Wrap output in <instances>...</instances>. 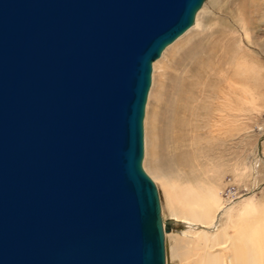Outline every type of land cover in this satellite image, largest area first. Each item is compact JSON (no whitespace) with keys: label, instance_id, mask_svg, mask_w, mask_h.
Instances as JSON below:
<instances>
[{"label":"water","instance_id":"obj_1","mask_svg":"<svg viewBox=\"0 0 264 264\" xmlns=\"http://www.w3.org/2000/svg\"><path fill=\"white\" fill-rule=\"evenodd\" d=\"M204 1L0 0V264H164L144 103Z\"/></svg>","mask_w":264,"mask_h":264},{"label":"rangeland","instance_id":"obj_2","mask_svg":"<svg viewBox=\"0 0 264 264\" xmlns=\"http://www.w3.org/2000/svg\"><path fill=\"white\" fill-rule=\"evenodd\" d=\"M200 8L196 18L197 24L195 21V25L167 47L161 57L153 63L150 89L142 118L141 168L149 175L147 176L159 193L164 219L174 217L172 210L166 206L163 189L158 181L163 178V174L161 171L158 174L154 160L161 144L168 147L164 136L168 133L166 122L169 104L175 97L172 88L176 80L191 79L186 74L187 65H180V61H184L183 55L187 51L191 52L190 59H193V62L204 60L208 53L205 47L214 41L228 45V55L222 67L218 68L220 71L212 68V72H208L210 75L207 76L213 80L219 78L217 85L220 88L223 76V85L226 83L223 89H226L228 101L227 98L217 97L208 80H194L193 95L191 100L189 99L190 111L185 117L189 126V139L185 145L188 157L180 170L172 169L171 173H163L180 186L192 184L201 189L214 187L213 190L218 192L224 204L217 222L222 223L227 230L225 232H229L228 235L231 236L241 223L242 226L257 223L264 227V0H205ZM245 23L251 42L243 29H240ZM252 45L257 46L255 48ZM241 52L244 55H241ZM215 62H218L217 57L212 60L213 65ZM238 63H243L247 73L246 81L238 82L239 85L237 83L246 90L241 96L232 95L226 87L227 83L238 87L229 81ZM247 97L249 100L246 101ZM250 98L255 99L254 108L250 104ZM224 110L226 114L223 113ZM237 114L240 115L239 120L236 121V117L233 120L232 117L238 116ZM232 224L235 226L233 229L230 228ZM214 227L215 225L205 223L188 226L185 222H177L172 231L165 234L163 240L164 264H185L181 250L186 243L178 244L177 241H194L201 231L212 236L215 233ZM188 246L195 248L196 244L191 242ZM210 246L211 241L210 252L219 251V246L214 248L212 245L214 251Z\"/></svg>","mask_w":264,"mask_h":264},{"label":"bare ground","instance_id":"obj_3","mask_svg":"<svg viewBox=\"0 0 264 264\" xmlns=\"http://www.w3.org/2000/svg\"><path fill=\"white\" fill-rule=\"evenodd\" d=\"M200 9L201 8H199L195 12L191 26L188 29H186L175 40H173L170 44L165 46L163 50L161 51L160 55L151 62V69L153 67V63L161 57L163 51L167 47L173 44L177 39L183 36V34H185L190 28H192L195 25V21L197 24L198 21L196 18H197V14ZM247 28L248 27L245 23V25H243L240 29H243L244 34L248 38ZM248 41L251 42L250 39ZM256 46H253V47L256 48ZM227 48H228V45L224 46L219 41H214L212 42V44H208L205 47L208 53L204 60L198 59L196 60V62H193L192 61L193 59H190L192 55H191V52L189 51H187L188 53L185 52V54L183 55L185 59L184 61H180L182 62L180 63V65H184V64L187 65L188 70L186 71V74L187 76L191 77V79L180 80V81L176 80V84L172 88V90H174L175 92L174 94L175 97L172 98L174 100L170 102L169 104L170 108H168L169 113L167 114L168 117H167V122H166L168 123L167 125L168 127H166L168 128V133L165 134L164 136L166 138V143H168V147L167 146L165 147L161 144L157 149V153L155 156L156 160H154L155 161L154 164L156 166L155 169L158 171V174L160 171L163 174L162 175L163 178L162 179L160 178L161 180H158V181L161 183V186L163 189L166 206L169 209H171L172 212L174 213L173 214L174 217L168 218L171 221V224L173 225V227H175L176 223L179 221H182L183 223L184 222L187 223L188 226H191L192 224H196V223H200V224L205 223L209 225H215L214 227L215 233L213 235L211 234L212 236L210 235L208 236L205 232L201 231L196 236L197 239H195L194 237L192 238L193 240L195 239L194 241L177 238L179 239L177 241L178 244L179 243L183 244V242L186 243V246L185 245L183 246L184 249L181 250L182 259H183V262H185V264H262V262L264 261V227L259 226V224L257 225V223L255 224L252 223L254 225H251V226L250 225L242 226L243 224L241 223L242 227L240 226V224H238L240 227H236L237 229L234 235L230 234L231 236H229L228 235L229 232L228 234L225 232L227 230H225L222 223L218 224L217 222L218 216H219L218 214L223 209L224 204L218 192L213 190L214 187L213 188L208 187L209 189H206V188L201 189L199 186H192V184H188L186 186H180L177 182L171 181L164 174L166 172H170L172 169L177 170V171L180 170V167H182L185 164L186 158L188 157L187 153L185 152L186 151L185 145H186V141L189 139L188 138L189 136L187 135V129L189 126L187 124V120L185 117L190 111L189 110L190 109L189 99L192 98V95H193L192 94L193 86L195 84L194 80L196 81L208 80L210 88L213 87L214 92L217 93L216 95H218L217 97H220L221 99L227 98L225 94L226 89L225 88L223 89V86L226 84L225 83L223 85V82H225L223 76L221 77V80H220L222 81V83H220L222 84L221 88L219 87V85H217L219 78L217 80H213L207 77L208 75H210L208 74V72H212L211 71L212 68L217 70L218 68L222 67L223 62L227 58L226 56L228 55ZM241 53H242L241 55H244L243 52ZM215 57L218 58V62L217 63L215 62L216 64L213 65L212 60ZM233 70H234L233 76L231 77L232 79H229V81H231L232 83H235L234 85H237L238 82L240 83L241 81H246L245 79L247 78V73H245L246 70H245V66L243 65V63L241 64L238 63V65H236L235 69ZM150 73H151V70H150ZM225 79H226V76H225ZM211 82H212V85H211ZM227 84H228L226 86L227 90L229 88L228 92H230L232 95L240 94L241 96L242 94H245L246 92V90H243V88L239 87L238 85H237L238 87H234L233 85H230L229 83ZM149 89H150V82H149L146 96H148ZM247 99L248 97L246 98V101ZM250 99H251L250 104L254 108L256 106L255 99H252V98ZM227 101H228V98H227ZM226 110L228 111V109ZM224 112L225 110L223 111V113ZM226 113L227 112H225V114ZM234 117H236L237 118L236 121H238L240 115L233 116L232 119ZM233 120H235V118ZM142 148H143V145H142ZM188 178H190V176H188ZM158 194L159 193H157V196ZM158 203H159L161 219L164 220V217H163L164 215H162L161 213L162 208H161V200L159 199V197H158ZM245 224H248V223H245ZM234 227L235 226L233 224L232 226H230V228L232 229ZM172 229L173 228H171L168 232L164 233L163 240L165 239V234L171 232ZM210 241H211V246L213 245L212 247L214 246L220 247L217 253L210 252L211 250L209 251ZM191 242H194L196 244L195 248H191L188 246L190 245Z\"/></svg>","mask_w":264,"mask_h":264}]
</instances>
